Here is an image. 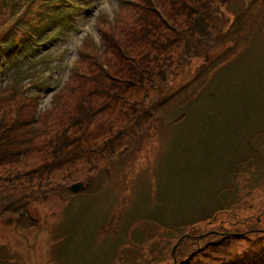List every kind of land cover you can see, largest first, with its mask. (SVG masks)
I'll use <instances>...</instances> for the list:
<instances>
[{
  "label": "rangeland",
  "instance_id": "rangeland-1",
  "mask_svg": "<svg viewBox=\"0 0 264 264\" xmlns=\"http://www.w3.org/2000/svg\"><path fill=\"white\" fill-rule=\"evenodd\" d=\"M161 1L174 28L161 27L164 32L157 36L159 43L170 44V48L156 51L153 40L143 39L133 53L137 57L145 53L166 56L165 61L172 59L173 64L186 60L190 68L176 77V87L197 71L206 52L179 40L180 35L174 32L189 27L188 19L194 17L189 14V0ZM115 2L120 6L119 0ZM184 2L186 8L182 11ZM66 3L70 4L59 7L57 15L63 25L73 24L68 36L61 38L63 46L67 44L70 49L69 34L82 30L77 27L81 20L94 18L98 31L113 15V8L108 5L98 10L100 0H65ZM248 4L247 0H230L221 7L219 15L205 12L210 31L226 37L230 14ZM261 9L256 2L251 7L252 12ZM10 21L0 15V29ZM220 37L214 51L227 52L228 45L224 47ZM190 55L200 58L188 60ZM152 59L160 60L158 56ZM227 61L226 69L217 71L220 66L209 72L198 98L185 101V107L166 118L167 123L175 116L178 119L171 129H161L152 144L124 155L129 162L117 160L110 172L103 167L91 174L97 160L90 159L93 154L88 148L84 157L74 161L71 171L54 175L62 194L51 193L28 203L32 215L41 220L40 225L20 229L14 225L13 217H1L0 264H176L202 239L217 238L221 233L242 235L238 237L241 247L243 239L248 238L246 233L251 239H264V41L248 47L245 42L236 47ZM161 68L168 75L173 74L164 62ZM72 82L79 86L74 95L67 97L68 102L80 91L77 76L75 80L70 76L67 85ZM51 99L48 108L56 105ZM117 108L106 112L107 124L125 122ZM64 117L60 114L54 119L61 125ZM95 119L87 130L86 140L91 144L103 139L104 124L97 125ZM251 141L262 145L261 153H253ZM88 157L90 160H86ZM253 166L260 169L253 172ZM27 167L35 168L29 164ZM87 174L97 178L88 187L94 190L80 195L83 188L75 192L71 185ZM51 213L53 219H47ZM144 217L157 218L170 228L154 226Z\"/></svg>",
  "mask_w": 264,
  "mask_h": 264
},
{
  "label": "trees",
  "instance_id": "trees-1",
  "mask_svg": "<svg viewBox=\"0 0 264 264\" xmlns=\"http://www.w3.org/2000/svg\"><path fill=\"white\" fill-rule=\"evenodd\" d=\"M228 1L189 0V14H194V17L191 21L188 19L189 27L174 32L180 35V39H177L202 48L206 56L197 71H193L190 78L176 87V77L180 76L182 70L190 68L186 60L173 64L172 59L168 62L165 61L168 57L157 55L160 60L155 62L152 58L157 56L150 53L141 57L133 53V48L143 39L149 42L153 40L156 51L168 50L170 44L159 43L157 34L164 32L161 27L174 28L163 10L160 14L153 8H147L151 0H143V5L128 1L120 8L116 24L103 30V47L97 48L92 39H85L76 62L81 67H87L90 75L79 72L71 74L72 80L78 77L80 91L70 102L67 97L74 95L79 86L74 82L54 94L51 99L56 102L54 107L47 106L38 115L34 107H29L27 111V106L20 102L17 106L15 90L8 86L3 90L0 88V98L3 99L0 100V218L5 215L13 217L14 225L21 229L40 225L41 220L32 215L28 203L47 198L51 193L57 196L62 194L61 184L54 181V175L63 170L71 171L74 161L84 157L88 148L93 154L90 159L97 160L92 164L91 174L98 173L103 167L110 172L117 160L129 162L125 154L152 144L159 137L161 129H171L178 122L176 116L169 123L166 118H170L174 110L185 107V101L198 98L203 93L209 72L220 66L217 71L226 69L227 58L236 47H241L245 42L248 47L256 41H264L261 38L264 31V0H247V8L242 7L239 12L230 14L226 37L210 31L205 12L219 15L221 7ZM157 2L162 9V1ZM254 2L262 7L260 11H251ZM185 8L186 2L181 3L180 9L183 11ZM150 16H153L152 19ZM219 37L224 47L228 45L227 52L214 51ZM186 51L188 54V49ZM190 56L188 60L200 58L198 55ZM161 61L171 69L172 75L161 68ZM254 62L257 63L256 60ZM244 71L247 72V69ZM115 108L125 122L107 124L105 114ZM60 114H65L61 125L54 119ZM94 118L97 125L104 124L103 139L91 144L86 138H89L87 130ZM156 132L158 134L155 135ZM250 149L261 153L262 145L253 144ZM163 158L162 151V161ZM28 164L35 168H28ZM94 178L90 174L81 177L84 186L80 195L93 192L94 189L88 187L97 179ZM52 214L47 219H53ZM238 237L221 233L217 238L202 239L190 248L178 264H264V239L247 238L241 247Z\"/></svg>",
  "mask_w": 264,
  "mask_h": 264
},
{
  "label": "clouds",
  "instance_id": "clouds-1",
  "mask_svg": "<svg viewBox=\"0 0 264 264\" xmlns=\"http://www.w3.org/2000/svg\"><path fill=\"white\" fill-rule=\"evenodd\" d=\"M105 5H108L113 8V15L116 14V11L118 10V5L116 4L115 0H100V3L98 4V10H102ZM105 15L107 16V13L105 12ZM109 19H112V17H109ZM77 27L81 28V31L76 32L75 34H69V44L72 47V51L69 53V56L67 58L66 63L69 67H71L72 62L75 61L78 58V47L80 43V37L84 36L86 33L95 38L98 37V32L96 31L95 21L94 18L89 17L87 19L81 20L80 23H78Z\"/></svg>",
  "mask_w": 264,
  "mask_h": 264
},
{
  "label": "water",
  "instance_id": "water-1",
  "mask_svg": "<svg viewBox=\"0 0 264 264\" xmlns=\"http://www.w3.org/2000/svg\"><path fill=\"white\" fill-rule=\"evenodd\" d=\"M81 187H82V184L81 183H75V184H73V189L74 190H79Z\"/></svg>",
  "mask_w": 264,
  "mask_h": 264
},
{
  "label": "bare ground",
  "instance_id": "bare-ground-1",
  "mask_svg": "<svg viewBox=\"0 0 264 264\" xmlns=\"http://www.w3.org/2000/svg\"><path fill=\"white\" fill-rule=\"evenodd\" d=\"M102 42H103V38H102Z\"/></svg>",
  "mask_w": 264,
  "mask_h": 264
}]
</instances>
